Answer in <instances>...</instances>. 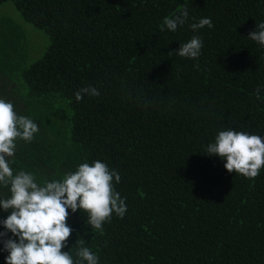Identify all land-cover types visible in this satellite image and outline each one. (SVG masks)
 Wrapping results in <instances>:
<instances>
[{
  "label": "trees",
  "instance_id": "16d2710c",
  "mask_svg": "<svg viewBox=\"0 0 264 264\" xmlns=\"http://www.w3.org/2000/svg\"><path fill=\"white\" fill-rule=\"evenodd\" d=\"M13 3L49 45L29 62L19 31L0 20V99L39 127L17 138L14 175L62 180L82 163L116 170L126 198L103 231L68 209L73 231L62 249L74 262L88 247L98 264H264V167L255 178L229 173L207 145L228 128L264 138V47L248 35L264 22V0H0ZM184 6L188 24L171 32L164 17ZM195 17V20L192 18ZM211 18L214 27L189 25ZM193 35L197 60L173 52ZM91 84L98 97L75 93ZM259 88V99L256 89ZM0 184V199L10 198ZM0 208L3 241L12 238ZM86 264V262H83Z\"/></svg>",
  "mask_w": 264,
  "mask_h": 264
},
{
  "label": "clouds",
  "instance_id": "9594fccd",
  "mask_svg": "<svg viewBox=\"0 0 264 264\" xmlns=\"http://www.w3.org/2000/svg\"><path fill=\"white\" fill-rule=\"evenodd\" d=\"M195 20V17L192 18ZM189 12L184 6L178 13L164 17L160 28L176 32L178 27L188 24ZM213 28L211 18H200L189 25L195 33L205 27ZM248 38L264 47V22L256 25ZM203 40L193 35L190 40L180 44L178 49L168 53L197 60L194 67L199 70L198 58L201 56ZM260 89H256L259 99ZM98 97L100 91L91 84L85 85L75 93L81 101L84 96ZM39 131L38 125L29 117L17 115L11 102L0 99V184L10 186V198L0 199V208L10 210L2 221L4 227L18 240L8 238L3 241L6 264H98L99 258L88 247L81 246L74 262L70 252L62 249L73 229L68 226V209L88 213V224L93 229L103 231V224L110 222L113 213L123 218L126 211V198H121L114 190L113 181L119 183L121 176L116 170L99 161L85 162L75 172H68L62 180L36 182L34 174L19 171L15 175L8 158L15 155L16 140L31 142ZM208 156H218L226 160L225 169L229 173L255 178L264 167V138L232 128L220 131L214 142L207 145ZM7 233H0V237Z\"/></svg>",
  "mask_w": 264,
  "mask_h": 264
},
{
  "label": "rangeland",
  "instance_id": "374dc122",
  "mask_svg": "<svg viewBox=\"0 0 264 264\" xmlns=\"http://www.w3.org/2000/svg\"><path fill=\"white\" fill-rule=\"evenodd\" d=\"M4 19H10L15 23L16 29L19 31L18 46L26 50L29 62L34 63L39 60L49 45L48 36L25 22L13 3L0 7V20Z\"/></svg>",
  "mask_w": 264,
  "mask_h": 264
}]
</instances>
